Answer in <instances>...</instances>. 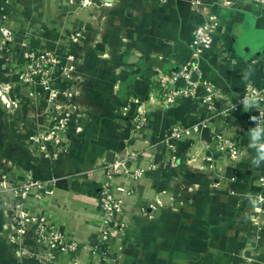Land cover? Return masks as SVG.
<instances>
[{"label": "crops", "instance_id": "1", "mask_svg": "<svg viewBox=\"0 0 264 264\" xmlns=\"http://www.w3.org/2000/svg\"><path fill=\"white\" fill-rule=\"evenodd\" d=\"M194 1L95 0L80 8L66 0H0V27L12 31L9 42L0 41V87L8 101L0 100V170L9 185L28 176L48 182L50 193L29 194L25 206L77 244L71 252H51L31 230L19 235L13 223L3 227L15 195L1 193L0 264H264V159L252 146L244 115L220 114L219 99L209 113L199 100L163 108L155 96L159 76L191 59L194 29L209 13L217 28L199 59L202 77L229 99L246 83L264 88V6ZM77 30L81 37L72 42L69 34ZM34 49L53 51L72 66L67 77L52 75L53 86L68 93L61 102L70 113L66 148L56 160L26 141L58 115L45 91L19 81ZM129 97L145 109L137 130L120 113ZM201 119L205 125L173 150L165 144L170 126ZM215 133L240 146L235 161L217 150ZM259 141L264 143V105ZM109 153L134 158L128 172L113 179L126 231L110 230L102 241L97 189Z\"/></svg>", "mask_w": 264, "mask_h": 264}, {"label": "built area", "instance_id": "2", "mask_svg": "<svg viewBox=\"0 0 264 264\" xmlns=\"http://www.w3.org/2000/svg\"><path fill=\"white\" fill-rule=\"evenodd\" d=\"M165 1V0H162ZM264 6V0H253ZM72 7L86 8L95 3V0H66ZM222 5H229L228 0H218ZM195 5L200 2L194 1ZM217 28V18L214 14L206 15L204 21L198 24L193 33V40L190 44L191 59L179 66L172 68L169 72L159 76L156 83L155 96L158 106L163 108L179 105L184 100L199 102L209 113H214L216 100L223 102L220 114L228 115L230 113H242L248 125L250 136H254V144H260L259 138L262 133L263 123V105L264 88L257 87L251 83H246L243 91L235 98L229 99L221 95L216 85L207 78H203L200 72L199 59L212 45ZM81 37L80 30L69 34L72 42H78ZM12 39V31L8 27H0V41L5 44ZM264 56V51L262 52ZM72 57H67L71 61ZM72 70L71 65L63 63L61 58L53 51L30 50L25 58V66L21 75V81L38 87L47 93V100L52 102L54 108L60 114L54 119L52 125L40 127L30 137L29 143L32 144L34 152L43 155L51 160L58 159L65 151L64 139L70 124V113L66 111V105L61 102V96L66 97L68 93L61 91L53 86V74L58 72L60 76H69ZM5 91L0 87V100L6 102ZM249 108H245V105ZM123 117L128 118L133 130L144 126L146 114L143 102L134 97H129L120 109ZM255 118L253 120L252 118ZM205 125V120L201 119L192 126L172 125L165 132V144L174 149L175 144L187 137L192 132L199 130V127ZM261 127V128H258ZM259 135L256 136V132ZM218 151L225 153L235 161L241 154L240 146L229 136L221 133L213 134ZM134 154L123 157H114L112 161H106L103 165V180L100 181L97 189V203L99 212L102 216L104 227L101 231V240L106 241L109 237V231H116L123 235L126 231L127 223L123 219L125 210L124 201L115 193L113 179L121 174L128 172V161L133 159ZM210 158H208L209 160ZM174 160V156L171 157ZM143 171L137 169L134 171L135 177H140ZM260 185L264 188V178L259 179ZM50 182H54L51 180ZM49 182V183H50ZM48 182L39 179L27 177L12 188V192L17 194L18 211L16 222L18 232L24 234L31 230L35 241L45 250L58 253H67L74 251L77 247L75 242L67 241L64 236L49 222L45 215H34L27 210L24 201L30 193L38 198L50 193L46 189ZM4 189L10 190L11 187L4 186ZM11 191V190H10ZM8 191V192H10ZM263 200L262 195L257 196V201Z\"/></svg>", "mask_w": 264, "mask_h": 264}, {"label": "rangeland", "instance_id": "3", "mask_svg": "<svg viewBox=\"0 0 264 264\" xmlns=\"http://www.w3.org/2000/svg\"><path fill=\"white\" fill-rule=\"evenodd\" d=\"M24 66H25V63H24ZM24 70V69H23ZM23 72V71H22ZM22 72H21V74L19 75V81L21 82V83H23L22 81H21V75H22ZM60 114V112L58 111V115ZM32 135V134H31ZM30 135V136H31ZM30 136H28V138L26 139V141L28 142L29 141V137ZM32 148H33V146H32ZM33 150H34V148H33ZM3 174V171H1L0 170V194L1 193H8V191H13L12 190V188H14L15 186H17L20 182H22V181H20V182H18V183H16V184H14V185H9L8 183H7V180H6V176L5 175H2ZM28 177H30V176H28ZM30 178H32V177H30ZM27 178H25L24 180H26ZM32 179H35V178H32ZM4 186H6V187H11V189L10 190H8V189H4ZM14 195H15V198H14V200L12 201V203H10V208H11V210L13 211V213H12V215H11V218H9L8 220H6L5 222H4V224H3V227H4V225L6 224V223H8V224H12L13 223V225H14V227H15V231H16V233L17 234H19L20 235V233L18 232V228H16V226H17V223L18 222H16V216H17V211H18V207H19V205H18V200H17V194L16 193H13ZM30 194H34V193H30ZM28 198V197H27ZM26 201V200H25ZM25 201H24V204H25ZM26 207V206H25ZM27 208V207H26ZM6 210V209H5ZM28 210V209H27ZM5 216H7L6 214H5ZM2 227V228H3Z\"/></svg>", "mask_w": 264, "mask_h": 264}, {"label": "clouds", "instance_id": "4", "mask_svg": "<svg viewBox=\"0 0 264 264\" xmlns=\"http://www.w3.org/2000/svg\"><path fill=\"white\" fill-rule=\"evenodd\" d=\"M245 108L247 109V108H249V106L246 104V105H245ZM252 119L255 120L254 117H253ZM258 128H261V127H258ZM258 135H259V131L256 132V136H258ZM251 138H252V141H253V139H254L255 137L251 135ZM252 146H253V147H258V150H259V151H258V152H259V158L264 159V143H260V144H256V145H253V144H252ZM253 163L256 164V165L258 166V165H259V164H258V159L256 158V159L253 161Z\"/></svg>", "mask_w": 264, "mask_h": 264}, {"label": "water", "instance_id": "5", "mask_svg": "<svg viewBox=\"0 0 264 264\" xmlns=\"http://www.w3.org/2000/svg\"><path fill=\"white\" fill-rule=\"evenodd\" d=\"M106 1H110V0H106ZM216 103H217V102H215V104H216ZM113 158H114V155H113V154H110V153H109V154H106V155H105V160H106V161H109V162H110V161L113 160Z\"/></svg>", "mask_w": 264, "mask_h": 264}]
</instances>
